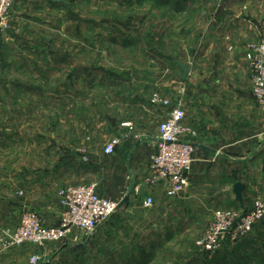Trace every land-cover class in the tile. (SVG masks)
Masks as SVG:
<instances>
[{
	"label": "rangeland",
	"instance_id": "rangeland-1",
	"mask_svg": "<svg viewBox=\"0 0 264 264\" xmlns=\"http://www.w3.org/2000/svg\"><path fill=\"white\" fill-rule=\"evenodd\" d=\"M25 1L16 17L13 11L10 28L0 32V194L8 191L4 179L26 172L29 200L43 220L58 224L63 188L107 187L93 161H101L112 139H121L115 122L162 107L153 103L155 95L180 106L176 62L189 61L210 42L212 16L222 1L63 0L50 10L40 0ZM235 8L257 24L264 16V0L240 1ZM257 35L246 51L264 38V26ZM231 36H220L223 45L231 44ZM218 50L223 56L234 51ZM59 169L64 173L57 178ZM11 183L14 202L18 181ZM135 211L143 224L112 231L103 248L42 255L41 264H264V220L240 243L211 255L197 243L214 218L168 237L163 228L152 230V221L164 223L156 211Z\"/></svg>",
	"mask_w": 264,
	"mask_h": 264
},
{
	"label": "crops",
	"instance_id": "crops-1",
	"mask_svg": "<svg viewBox=\"0 0 264 264\" xmlns=\"http://www.w3.org/2000/svg\"><path fill=\"white\" fill-rule=\"evenodd\" d=\"M221 1L212 16L210 42H203L189 61L176 62L178 66L185 64L189 68V74L183 80V71L179 66L184 93L180 98V107L185 111V125L193 132L184 136L183 141L195 147L187 190L179 197L168 198L163 183L155 186L147 183L151 157L157 151L158 129L169 114V108L164 106L148 107L143 117H123L121 122H115L113 125L118 128L121 137L120 145L113 155L104 153L101 161H93L99 167L102 182L107 185L98 188L100 196L118 202L117 212L107 226L89 241L80 233H74L65 241L44 248L23 246L4 250L0 245V264H29L34 254L54 257L55 252H69L74 247L103 248L112 231L130 224H143L136 217L135 210L144 209L142 202L147 197L154 199L152 209L156 211V217L164 222L158 227L157 220L152 221V230L163 228L168 237H179L195 226L207 224L217 209H249L256 198H264V111L253 96L249 64L245 59L247 44L263 30L264 16L257 24L246 10L235 8L244 0ZM22 3L14 8L15 17L21 7L25 8ZM39 3L47 10L56 8L50 0H40ZM21 4L23 6L20 7ZM227 33L232 34L229 46L223 45L220 38ZM222 48L234 50L233 54L220 55L218 49ZM149 115L153 119H149ZM148 119L150 122L145 123ZM59 170L55 175L57 178L64 173L61 172L64 169ZM27 175L20 171L18 179L10 176L4 179L8 191L11 182L18 181L16 192L20 198L15 196L12 202V194L5 189L0 194V208L6 213L0 214L2 228L18 226L21 213L28 206L39 213L37 206L29 200ZM16 210L22 211L16 215ZM43 221L51 223L46 219Z\"/></svg>",
	"mask_w": 264,
	"mask_h": 264
},
{
	"label": "built area",
	"instance_id": "built-area-1",
	"mask_svg": "<svg viewBox=\"0 0 264 264\" xmlns=\"http://www.w3.org/2000/svg\"><path fill=\"white\" fill-rule=\"evenodd\" d=\"M19 0H0V32L10 28L11 17ZM246 60L252 74L253 96L264 111V38L246 51ZM153 103L169 108L168 119L158 129L159 140L156 153L151 157V186L164 184L168 198L183 194L189 186V173L194 163L195 147L183 141L192 134L185 125V111L168 100L155 95ZM121 139H112L104 148L111 156L120 145ZM61 208L60 222L46 226L41 215L32 210L22 213L15 228L0 226V245L4 250L23 246L44 248L49 244L65 241L74 233L83 238L93 236L117 212L118 202L99 195L96 183L67 186L59 192ZM152 197L143 200L146 210L154 207ZM209 232L197 243L207 254H216L226 245H236L244 240L253 228L264 220V198H256L249 209H217ZM39 254L31 256L29 264H41Z\"/></svg>",
	"mask_w": 264,
	"mask_h": 264
},
{
	"label": "water",
	"instance_id": "water-1",
	"mask_svg": "<svg viewBox=\"0 0 264 264\" xmlns=\"http://www.w3.org/2000/svg\"><path fill=\"white\" fill-rule=\"evenodd\" d=\"M50 1H52L54 3H60L63 0H50ZM179 66H180L181 70L183 71L182 79L185 80L189 74V68L185 64H179Z\"/></svg>",
	"mask_w": 264,
	"mask_h": 264
},
{
	"label": "trees",
	"instance_id": "trees-1",
	"mask_svg": "<svg viewBox=\"0 0 264 264\" xmlns=\"http://www.w3.org/2000/svg\"><path fill=\"white\" fill-rule=\"evenodd\" d=\"M240 242H241V241H240ZM240 242H239V243H240ZM226 246H232V245H226ZM224 247H225V246H224Z\"/></svg>",
	"mask_w": 264,
	"mask_h": 264
}]
</instances>
